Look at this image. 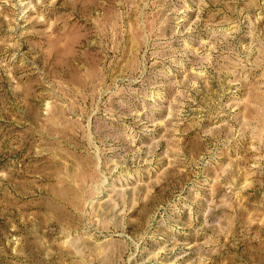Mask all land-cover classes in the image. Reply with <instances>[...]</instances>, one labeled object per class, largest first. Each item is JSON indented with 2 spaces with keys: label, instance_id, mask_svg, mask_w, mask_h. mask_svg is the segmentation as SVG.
I'll return each mask as SVG.
<instances>
[{
  "label": "rangeland",
  "instance_id": "374dc122",
  "mask_svg": "<svg viewBox=\"0 0 264 264\" xmlns=\"http://www.w3.org/2000/svg\"><path fill=\"white\" fill-rule=\"evenodd\" d=\"M0 264H264V0H0Z\"/></svg>",
  "mask_w": 264,
  "mask_h": 264
}]
</instances>
